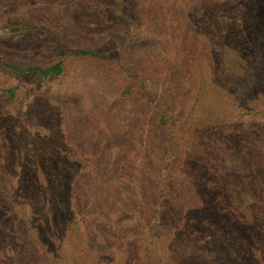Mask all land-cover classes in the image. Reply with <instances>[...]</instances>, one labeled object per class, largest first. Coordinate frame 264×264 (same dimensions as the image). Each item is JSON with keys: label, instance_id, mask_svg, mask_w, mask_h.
<instances>
[{"label": "rangeland", "instance_id": "374dc122", "mask_svg": "<svg viewBox=\"0 0 264 264\" xmlns=\"http://www.w3.org/2000/svg\"><path fill=\"white\" fill-rule=\"evenodd\" d=\"M209 2L0 0V264H264V30Z\"/></svg>", "mask_w": 264, "mask_h": 264}, {"label": "trees", "instance_id": "16d2710c", "mask_svg": "<svg viewBox=\"0 0 264 264\" xmlns=\"http://www.w3.org/2000/svg\"><path fill=\"white\" fill-rule=\"evenodd\" d=\"M209 1H212V2H209L208 4H211V5L214 4V6L213 5L211 6L210 12L220 14L221 11H223V9L226 10V9H228L229 6L233 5V6H235V8L237 10V14L239 16L244 15V20H247L248 24L251 25L250 27H248L245 30L243 27L244 25L242 24L241 20L237 19V20H235V22L234 21L231 22V26H230L231 28L229 27L228 29H226L228 26H220L217 28L219 30L222 29V33L220 34V37H223V39L237 38L238 41H243L240 45L237 46V48H236L237 50H242L243 47L247 46V43L250 41L249 39L251 37H254V34L259 32L260 29L264 30V19L259 16L260 12H262V11L264 12V0H245L244 2L242 0H233L229 6L225 5L223 7V9L219 7V3H220V1H225V4H227L226 3L227 0H218V2H215V0H209ZM236 2L239 3L238 6L236 5ZM227 11H229V10H227ZM224 13H226V12H224ZM222 24H224V23H222ZM26 31H28V30L19 28V29H14L12 31V33H21V32H26ZM252 32L254 34H252ZM73 55L77 56V57H85L86 58V57H90V56L95 55V52L79 49V50H75ZM3 67L5 69L15 73V74H18V75L37 74L42 79H44L46 81L50 80L51 78H54V77H62L65 73V70H66L64 62L57 63L53 66L48 67V68H42V67L23 68L21 66H18L15 64H10V63L4 64ZM132 92H133V90L130 89L129 91L127 90L124 93H125V95L128 96ZM6 94H7V98L16 97V90L10 89L6 92ZM159 116H160L161 122L164 124H167L166 116L161 115V114ZM241 229H242L243 233L249 235L252 232L253 228L252 227L248 228L247 226H244ZM259 230H260V227L258 228L257 231H259ZM257 238H258V236H257ZM251 241H253V244L255 245V247L258 250H260V247H261V249L264 248V236L263 235L261 237H259L257 239V241H255L253 238Z\"/></svg>", "mask_w": 264, "mask_h": 264}]
</instances>
